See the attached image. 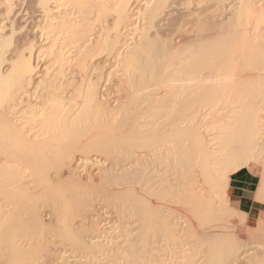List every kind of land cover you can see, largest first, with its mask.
Here are the masks:
<instances>
[{
  "label": "bare ground",
  "instance_id": "6f19581e",
  "mask_svg": "<svg viewBox=\"0 0 264 264\" xmlns=\"http://www.w3.org/2000/svg\"><path fill=\"white\" fill-rule=\"evenodd\" d=\"M25 1L0 0V264H264V210L228 195L247 170L264 205V0H31L35 36L5 32Z\"/></svg>",
  "mask_w": 264,
  "mask_h": 264
},
{
  "label": "crops",
  "instance_id": "0c3cea01",
  "mask_svg": "<svg viewBox=\"0 0 264 264\" xmlns=\"http://www.w3.org/2000/svg\"><path fill=\"white\" fill-rule=\"evenodd\" d=\"M257 183V176L244 170L231 177L228 188L231 202L250 219L257 218L264 209V205L254 199Z\"/></svg>",
  "mask_w": 264,
  "mask_h": 264
},
{
  "label": "rangeland",
  "instance_id": "374dc122",
  "mask_svg": "<svg viewBox=\"0 0 264 264\" xmlns=\"http://www.w3.org/2000/svg\"><path fill=\"white\" fill-rule=\"evenodd\" d=\"M29 1L31 2V0H26L25 1V5L22 7V9H20V7L17 8V10L19 9V12L16 11V9L13 12L10 17L4 21L6 25H4L7 29H5V32H8V27L9 25H11V23L14 22V26L18 29L21 27H24L23 33L21 35H17L18 37L21 36H35V30L34 25L37 23L38 21V14L34 12V10L32 11L27 10V7L29 8L31 3H29ZM29 5V6H28ZM25 7V8H24ZM25 9V11H23ZM1 15V12H0ZM11 18V19H10ZM0 22H1V17H0ZM21 26V27H20ZM264 210V209H263Z\"/></svg>",
  "mask_w": 264,
  "mask_h": 264
}]
</instances>
